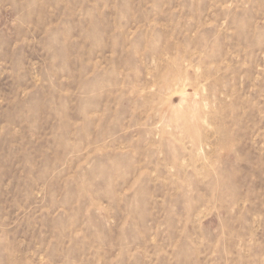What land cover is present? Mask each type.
Segmentation results:
<instances>
[{"label": "rangeland", "instance_id": "rangeland-1", "mask_svg": "<svg viewBox=\"0 0 264 264\" xmlns=\"http://www.w3.org/2000/svg\"><path fill=\"white\" fill-rule=\"evenodd\" d=\"M0 264H264V0H0Z\"/></svg>", "mask_w": 264, "mask_h": 264}]
</instances>
